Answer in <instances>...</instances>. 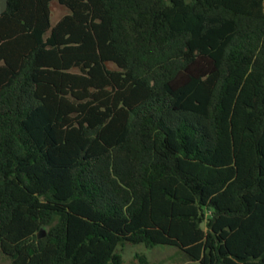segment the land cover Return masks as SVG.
I'll list each match as a JSON object with an SVG mask.
<instances>
[{"label":"trees","instance_id":"trees-1","mask_svg":"<svg viewBox=\"0 0 264 264\" xmlns=\"http://www.w3.org/2000/svg\"><path fill=\"white\" fill-rule=\"evenodd\" d=\"M51 1L0 13V264H264V0Z\"/></svg>","mask_w":264,"mask_h":264},{"label":"rangeland","instance_id":"rangeland-1","mask_svg":"<svg viewBox=\"0 0 264 264\" xmlns=\"http://www.w3.org/2000/svg\"><path fill=\"white\" fill-rule=\"evenodd\" d=\"M50 19L55 23L60 17L67 13V9L56 0L50 2ZM122 255L123 264H137L136 253H144L152 264H196L181 261L182 254L172 246H156L146 248L142 244H126L119 251ZM2 262L0 258V263Z\"/></svg>","mask_w":264,"mask_h":264},{"label":"water","instance_id":"water-1","mask_svg":"<svg viewBox=\"0 0 264 264\" xmlns=\"http://www.w3.org/2000/svg\"><path fill=\"white\" fill-rule=\"evenodd\" d=\"M7 4H8V0H0V13H2L7 8ZM200 226L203 227L204 223L201 222ZM44 235H45V232L42 229L39 230V232L37 233L38 238H41Z\"/></svg>","mask_w":264,"mask_h":264},{"label":"crops","instance_id":"crops-1","mask_svg":"<svg viewBox=\"0 0 264 264\" xmlns=\"http://www.w3.org/2000/svg\"><path fill=\"white\" fill-rule=\"evenodd\" d=\"M191 263V262H190Z\"/></svg>","mask_w":264,"mask_h":264}]
</instances>
